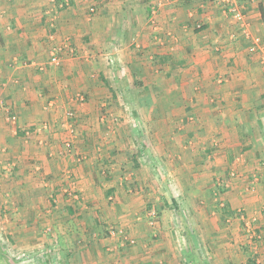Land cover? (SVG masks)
Listing matches in <instances>:
<instances>
[{"label": "crops", "instance_id": "0c3cea01", "mask_svg": "<svg viewBox=\"0 0 264 264\" xmlns=\"http://www.w3.org/2000/svg\"><path fill=\"white\" fill-rule=\"evenodd\" d=\"M235 2L264 45V0ZM223 7L218 0H0V163L4 151L29 154L11 162L6 185L0 177V208L15 200L26 252L40 247L71 264H246L239 235L246 215L263 237L252 263L264 264V61ZM104 54L118 56V80L102 69ZM67 128L77 131L69 157L61 146ZM22 162L30 170L24 182L15 172ZM68 178L82 203L63 201ZM163 183L174 206L161 208L153 188ZM143 184L152 191H136ZM147 195L169 214V224L154 228L158 238L139 252L93 255L116 245L92 212L134 228L130 215L150 205ZM104 198L115 204L101 208ZM38 215L49 231L41 239L32 234ZM136 226L135 236L147 239L145 225Z\"/></svg>", "mask_w": 264, "mask_h": 264}, {"label": "rangeland", "instance_id": "374dc122", "mask_svg": "<svg viewBox=\"0 0 264 264\" xmlns=\"http://www.w3.org/2000/svg\"><path fill=\"white\" fill-rule=\"evenodd\" d=\"M103 43L110 44V42H103ZM161 43H163V40H161ZM165 52H169V51H165ZM170 56H171V54H164V52H162V55H160V59L168 60V58ZM117 57L118 56H114L111 54L110 55L104 54L103 58H102V65L101 66H102V69H104V70L105 69L107 70V68L110 69L112 71L111 76L112 77L117 76V80H118L119 79L118 76L122 73V71L120 69V66H117V64H119ZM131 74H132L133 78L136 77V78H138V80H140V78L143 77V73L140 71L134 70L131 72ZM121 80L123 81V79H121ZM134 80H136V79H134ZM105 88L107 89V87H105ZM124 95H127V92H125ZM124 103H125V101H124ZM130 106H129V108H130ZM69 119L70 118H68V123H71V121ZM133 121H134L133 123H135L136 120L133 119ZM64 123H66V121H64ZM62 128H63L62 130L64 131V127H62ZM65 132H66L65 138L66 137L67 138L64 139L61 146L64 150L63 151L64 154L68 155V157H69L71 155H74V153L76 151V148L74 146L75 144L73 143L72 140L74 139V134H75V132L77 133V131L76 130L73 131V129L68 130V128H67V130L65 129ZM98 140H100V138H98ZM4 155L1 156L3 158H2V161L0 163V177L2 179L1 181L2 182L4 181L2 184L6 185L5 183H8L10 178H12L14 176V174L12 173V172H14V167H12L13 164H11V162L14 160H15L14 162L26 160L27 159L26 157L29 156V154L26 151L23 152V151H19V150L18 151L11 150V151H4ZM76 160L78 162H82L84 160V158L82 156L78 155ZM22 164H23V162L21 163L20 166L17 167L15 172H17V175L19 176L17 180H22V182H24L25 176L28 175L30 170L28 169L27 173H24L25 167H23ZM19 169L23 170L22 175H21V173L18 172ZM103 169L99 170V177L101 179L103 176L108 174V172H106L105 174H102L101 171ZM103 172H105V169L103 170ZM67 174H69L67 177H71V172H69ZM15 180L16 179H13V181H15ZM67 180H70L69 181L70 183H67L63 187L64 190L61 191V194H63V196H64L63 201L68 202L70 199V200H75L76 202L82 203L83 200L81 199V194H80L78 185H76V183L73 179L68 178ZM133 183L134 182H132V184ZM130 184H131V181H130ZM124 185H125L124 181H122L121 186L124 187ZM166 185L169 188L170 185L164 184V183L162 184V187L156 186V188H153V190L156 191L155 194L156 193H158V194L162 193L161 196H163V199L161 200V203H162L161 208L164 206L165 201H168V203L166 202L164 208H167L168 206H174V204H176L175 199L172 198L173 193L169 192L170 190L168 191V189L165 188ZM130 188H132V192H135V189H136V191H140V194H145L150 189L152 191L150 184H148L147 186H145L143 184V185H141V188H139L138 186L135 189H133V186L132 187L130 186ZM219 188H221V187H219ZM141 189L144 190V192H142ZM163 192H164V194H163ZM158 194H156V195H158ZM147 197L149 200V201H147V204H150V205L144 206L143 210L140 211V214L138 213L137 215H134V216L130 215V223L133 226H135L134 228L133 227L130 228L129 226L124 225V223H122L123 225H121L120 223H116V222H111V223L107 222L105 218H102L103 214L98 209H96L97 210L96 212H92V215L94 216V219L96 220V223H98L100 225V228H102L103 232H105L107 234L106 237H108V236L113 237V239H111V244L115 243V245H116V248H114L115 249L114 252H112L110 250L111 249L110 245H101V246L95 247V248H93V251H94V253H92L93 255L100 253V254L105 255V256H109V255H113V254H118L120 256H123L126 254V252H129L132 249H134V250L137 249L139 252V248L141 245L145 244L146 245L145 247L147 248L151 245V243L154 241L155 238H158V235L156 236L153 233V232H156L154 228L157 224H159L158 223L159 221L162 224H169V214H168V212L160 211L158 209V207L156 206L155 201L151 200L152 197H150V195H147ZM14 202H15V200H11L9 198L6 200H2V204H1L2 208H0L1 209L0 210V264H71L70 260L67 259L66 256L62 257V259H61L59 257V255L56 253L54 254V252L49 255V252H47L46 249L43 250L40 247H38V249L34 252H26V250H25L26 248L24 245V241H25L24 236H25V233H27V232L24 230V228L20 227V223H21V222H19L20 216L19 215H17V216L13 215V213L16 212L12 209ZM17 202H19V201H17ZM56 202L57 201H53V204L56 205ZM99 203H100L101 208H103L105 206H107V207L110 206L111 203L115 204V201L112 198L111 199L104 198ZM64 207H65L64 210L69 212V210H67L68 204L67 205L65 204ZM214 207L216 208L215 204L213 206V209L215 210ZM82 210L87 211V208L86 209L82 208ZM148 211H149V213L147 214ZM240 214L245 215L243 213H240ZM246 217L247 216L245 215V216H243V218H240V220H241L240 228H241V225H243V230H241V233H239V235H241V238H242V239H240V240H242V245L240 247V250L244 256L246 255V264H253L252 263V257L259 258V255H258L259 252L257 251L255 242L263 239V237H262V235H261V237H257L256 236L257 234L255 235L254 233H252V219L250 218V220H248V218H246ZM16 218H17L16 223L15 222L13 223V221ZM34 218H35L34 223H36L34 227L36 229H33L32 234L38 235L37 239H41V237L43 235L47 234V232H49V231L40 229L41 228L40 227L41 222H44L43 219H41V218H43L41 215H38ZM22 222L24 223V219H22ZM138 223L140 225H143V226L145 225V227H146L145 229H147V230H145V233L148 236L147 239H142L140 237L135 236L136 232L134 231V229H137L136 225ZM164 229L168 230L169 228H164ZM254 236H256V237H254ZM52 250H54V249H52ZM145 250H147V249H145ZM98 251H100V252H98ZM58 257H59V259H58ZM116 264H120L119 261ZM259 264H262V262L259 261Z\"/></svg>", "mask_w": 264, "mask_h": 264}, {"label": "built area", "instance_id": "2783aa9c", "mask_svg": "<svg viewBox=\"0 0 264 264\" xmlns=\"http://www.w3.org/2000/svg\"><path fill=\"white\" fill-rule=\"evenodd\" d=\"M218 2L224 5L223 9L230 12L232 17L240 22L241 26V34L242 37L246 40H250V51L258 52L261 56L262 61H264V45H262L261 38L258 36H253L247 27V23L245 21V15L243 10L238 7L235 0H218ZM52 60L56 61L57 57L55 55L52 56ZM71 115L68 113V116Z\"/></svg>", "mask_w": 264, "mask_h": 264}]
</instances>
